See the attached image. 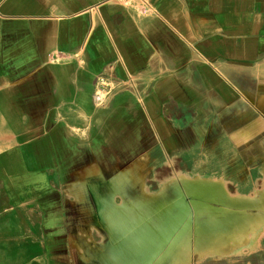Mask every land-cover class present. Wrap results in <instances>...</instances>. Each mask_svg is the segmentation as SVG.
Here are the masks:
<instances>
[{
	"label": "crops",
	"instance_id": "obj_1",
	"mask_svg": "<svg viewBox=\"0 0 264 264\" xmlns=\"http://www.w3.org/2000/svg\"><path fill=\"white\" fill-rule=\"evenodd\" d=\"M182 176L264 192V0H0L1 243L75 227L83 263L122 262L126 219L163 227ZM186 241L150 264H264V230L223 254Z\"/></svg>",
	"mask_w": 264,
	"mask_h": 264
},
{
	"label": "rangeland",
	"instance_id": "obj_2",
	"mask_svg": "<svg viewBox=\"0 0 264 264\" xmlns=\"http://www.w3.org/2000/svg\"><path fill=\"white\" fill-rule=\"evenodd\" d=\"M112 84H113L112 85L113 87H110V88H108L109 83H107L104 86L105 90L103 92V96H105L108 99L113 97L115 95V93L117 92V88L114 87L115 83H112ZM98 95L100 96L99 101H101L103 99V97L101 96V93L98 92L97 96ZM97 99H98V97H97ZM99 107L101 108L103 106H99ZM178 179L183 182V186H184L183 191L185 193L181 190V194L179 196V199L176 202H174L173 204L172 203H170V204L165 203V204H163V206L167 207V205H169L168 207H173L174 209L177 208L178 213L173 214V215L175 217L181 218L182 221L179 223L181 225V230L185 231L184 232L185 237L190 241V243L192 242L195 244V242H197L198 230L201 227H207L208 228V226L210 224L208 220L215 219V222L210 225V227L212 229L211 231L218 229L219 226L224 225L223 223H220V222L221 221L223 222L224 220H222V219H226V218H234V220H233L234 222H235V218H237V219H239V218L245 219L246 218L247 220L250 219V220L257 221L256 225L253 224V222H252L251 225H254V226H250L251 229H249L247 232H250V230L252 232L253 228L255 226H257L258 224H260V222H259L260 216L257 214H251V211L263 210V208H264V200H263L264 199V192L259 191V193H257L256 196L249 197L250 199L247 198V200H246V197H242L243 198V200H242L241 196H237V195L235 196L232 194L228 195V193L226 191H224V190L222 191L223 186H222V188H220L221 192L218 193L220 191V189L211 190V189L207 188V187H213V185H210V186L209 185L207 186L206 184L201 185L198 182H194L193 180L186 178V177H183V176L178 178ZM221 185H225V184L222 183ZM192 195H193V197H192ZM202 195H203V197H202ZM199 197H200V199H199ZM216 197L217 198L219 197L218 198L219 200L216 199ZM255 197H258V199ZM193 198H195V199H193ZM204 198H206V199H204ZM181 199L187 201L188 204H187L186 208L185 207L183 208L179 205V202L181 201ZM237 199H240V200H237ZM251 199H253V200L256 199V200L253 202V200H251ZM192 201H195V202L193 203ZM203 202H205L206 204ZM215 206L217 208L221 207L222 210H220V209L217 210V208L216 209L213 208ZM230 208H237V209H239L245 213H243L244 215L243 214H240V215L238 214L237 216L231 215V214H229V211H228V209H230ZM170 209L172 210V208H170ZM170 209L168 208L167 210H170ZM214 210H216V211H214ZM206 211L211 212L212 213L211 216H209V215H208V217L203 216V213ZM76 213H77V215H75L73 217L74 220L78 216V212H76ZM246 213H248V214H246ZM143 220H144V218H143ZM143 220L141 222H143ZM227 221H228V225H232L234 223L233 221H230L229 219H227ZM262 222H263V220H262ZM262 222L260 225H262ZM1 226L2 225L0 224V227ZM115 226H117V225L115 224ZM128 226H129V224H128ZM129 227L132 229H136V228H133V226H129ZM182 227H183V229H182ZM169 231H171V232H169ZM7 232L9 234V237L4 241V243H1L2 241H0V264H85L81 261V258L79 257V255L71 246L70 236H71V233L72 234L76 233L75 227H73L71 230H65V231H60V232H57V231H31L29 236H26L25 232H24V245L23 246L19 245L20 240L18 239V238H21V236L23 235L22 232L14 230V229L8 230ZM165 232L168 233L166 235L168 236L169 240L172 239L171 237H173L175 240H177V235H176L175 231H173V229L172 230L168 229ZM188 232L190 235H188ZM117 236H118L117 234L114 235L115 241L114 240L113 241L115 243H117L116 242ZM186 238H183L182 241L185 242L187 240ZM93 239L97 243L102 242V237L100 235H98L97 232L94 233ZM125 239H126V241H128V243H130V240H128L127 235H125ZM165 239H167V238L165 237ZM165 239H164V241H165ZM177 241H181V240H177ZM37 242H39V244H41V245H36ZM156 243H157V241H152L153 245H156ZM114 254H116V253H114ZM116 258H117L116 255H114L113 259L111 260L112 262L111 261L107 262V264H125L124 260L122 262H117ZM96 264H104V263L97 261ZM137 264H139V262Z\"/></svg>",
	"mask_w": 264,
	"mask_h": 264
},
{
	"label": "bare ground",
	"instance_id": "obj_3",
	"mask_svg": "<svg viewBox=\"0 0 264 264\" xmlns=\"http://www.w3.org/2000/svg\"><path fill=\"white\" fill-rule=\"evenodd\" d=\"M198 181V180H197ZM195 181V182H197ZM220 183V182H219ZM200 184V182H199ZM205 185V184H204ZM223 186V185H222ZM207 187V186H206ZM226 186L224 185L223 188L220 186H216L215 188H222V191L224 190ZM209 188V187H207ZM210 189V188H209ZM227 192V188L225 190ZM184 192V191H183ZM201 192V191H200ZM221 192V189L218 193ZM185 193V192H184ZM197 193V192H196ZM209 194V193H208ZM231 193H229L228 195H230ZM197 195V194H196ZM219 196V195H218ZM189 197V196H188ZM193 197V195H192ZM197 197V196H196ZM203 197V195H202ZM208 197V196H207ZM206 197V198H207ZM220 197V196H219ZM218 197V198H219ZM224 197V196H223ZM230 197V196H229ZM204 198V199H206ZM216 197V199H218ZM226 198V197H225ZM228 198V197H227ZM239 198V197H238ZM242 198V197H241ZM258 199V197H255ZM195 199V198H193ZM200 199V197H199ZM229 199V198H228ZM250 199V198H249ZM248 199V200H249ZM261 199V198H260ZM219 200V199H218ZM235 200V199H234ZM237 200H240V199H237ZM243 200V198H242ZM247 200V198H246ZM253 200V199H251ZM250 200V201H251ZM256 200V199H255ZM253 200V202L255 201ZM264 200V199H263ZM193 203L195 201H192ZM243 202V201H242ZM262 202V201H261ZM191 203V202H190ZM202 203V202H201ZM205 203V202H203ZM167 204V203H166ZM187 201L186 200H182L179 202V205L181 207H187ZM199 204V203H198ZM206 204V203H205ZM223 204V203H222ZM260 205V204H259ZM169 205H167L168 207ZM166 207V206H165ZM169 208V207H168ZM224 208V207H223ZM163 209V208H162ZM165 209V208H164ZM226 209V208H225ZM171 210V209H170ZM168 210V213L166 214V218L165 220L163 221L164 223V226L161 227L160 229L158 230H154L150 227L149 225V220L148 219H144L143 222H141L140 226H138V229L135 231V233L133 232V229L130 228L128 226L129 224V221L126 219V222L124 223V227H123V233L125 235H127V238L128 240H130V243H128V241H126L127 245H124V247H121L120 248V253L124 256V262L125 264H133L134 262H136V264L139 262V264H150L151 261H152V257H153V253H155L157 251V249L159 248V246L162 245V243H166L169 239H168V236L166 234H168L167 232H165L166 230H172L175 231L176 235H177V240H181L183 238H186L185 237V234H184V230H181V225L179 224L182 220L180 217H175L171 211ZM184 210V209H183ZM205 210V209H204ZM203 210V211H204ZM218 210V209H217ZM222 210V209H220ZM229 210V209H228ZM187 211V210H186ZM216 211V210H214ZM185 212V211H184ZM237 212V211H235ZM240 212V211H239ZM160 213V212H159ZM182 213V212H181ZM180 213V214H181ZM255 213V212H254ZM257 213V212H256ZM247 214V213H246ZM104 215V214H103ZM196 215V214H195ZM238 215V214H237ZM236 215V216H237ZM240 215V214H239ZM244 215V214H243ZM260 216L259 218V222L261 224L262 220H263V216L261 214H257ZM107 216V215H106ZM178 216V215H177ZM165 217V216H164ZM208 217V216H207ZM111 220L113 219V216L111 215ZM108 219V218H106ZM227 219H229L230 221H233L234 218H226V219H222L224 220L223 222L221 221L220 223H223L224 225L222 226H219L218 229H215L213 231H211V227L210 225L212 223L215 222V219L213 220H208L209 221V226L208 228L207 227H201L199 230H198V234H197V246H198V251L200 252V250H202V248L204 249H210L212 247H216L218 248L217 250V253L219 254H223L225 252V249L226 247H224L225 244H228V243H232L233 242H237L239 245L241 244L242 245V242L245 241V243L243 244H247L248 246L252 245L253 243L256 242V240H258L262 234H263V230H261V226L260 224H258L257 226H255L251 232H247L249 229H251L250 226H254V225H251L252 222L253 224L256 225V222L255 220H247L246 218L243 219V218H235V224L231 223L232 225H228V221ZM252 219V218H251ZM114 221V220H112ZM255 221V222H254ZM116 224L117 221H114ZM226 222V223H225ZM251 222V223H250ZM143 223V224H142ZM203 223V222H202ZM200 224V223H199ZM198 224V225H199ZM207 224V225H208ZM206 225V226H207ZM110 226V225H109ZM114 226V225H113ZM224 226V227H223ZM117 227V226H115ZM122 228V227H121ZM133 228H135V226H133ZM112 229V228H111ZM183 229V227H182ZM211 232H210V231ZM112 231V230H111ZM191 231V230H190ZM171 232V231H169ZM179 233V234H178ZM131 234V235H130ZM174 234V233H173ZM121 235V234H119ZM188 235L189 232H188ZM196 235V234H195ZM175 236V235H174ZM113 237V236H112ZM165 237L167 239H165ZM114 238V237H113ZM120 238V237H119ZM173 238V237H171ZM195 238V237H194ZM121 239V238H120ZM165 239V241H164ZM187 239V238H186ZM190 239V238H189ZM115 241V239H113ZM161 240V241H160ZM163 240V241H162ZM188 240V239H187ZM152 241H157V244L156 246L152 245L151 242ZM189 241V240H188ZM113 242V241H111ZM117 242V241H116ZM183 242V241H182ZM195 242V241H194ZM235 242V243H236ZM247 242V243H246ZM179 243V242H178ZM186 243H190V242H187ZM117 244V243H116ZM120 244V243H119ZM134 244V245H133ZM237 244V245H238ZM121 246V245H120ZM178 246V245H177ZM181 246V244L179 245V247ZM191 246V245H190ZM189 246V247H190ZM187 247H188V244H187ZM234 247V246H232ZM116 248V247H115ZM186 247L182 246L179 248V250L174 254V256L172 257L174 261H181V259H183V257L181 258V256H183L184 254L182 252L185 253V251L183 249H185ZM197 248V247H196ZM175 249V248H174ZM173 249V250H174ZM178 249V248H176ZM224 249V251H223ZM115 255L117 256V248L115 249ZM169 250V249H168ZM189 250V249H188ZM176 251V250H175ZM186 251H187V248H186ZM174 252V251H172ZM170 252V254L172 253ZM189 252V251H188ZM187 252V254H188ZM204 252V251H203ZM113 253V252H112ZM169 254V255H170ZM186 254V253H185ZM186 254V255H187ZM193 254V253H192ZM121 255V257H122ZM172 255V254H171ZM191 255V253H190ZM189 255V256H190ZM185 256V255H184ZM168 256L166 255V257L164 258H167ZM170 257V256H169ZM191 257V256H190ZM190 257L188 258V260L190 259ZM107 258V257H106ZM171 258V259H172ZM105 259V258H104ZM117 259V258H116ZM169 258V260H171ZM185 259V258H184ZM164 260V259H163ZM187 260V259H186ZM187 260V261H188ZM118 261V260H117ZM159 261V260H157ZM168 261V260H167ZM112 262V261H111ZM123 262V263H124ZM169 262V261H168ZM182 262V261H181ZM186 262V261H185ZM114 263V262H113ZM162 263H167L166 261L162 262ZM179 263V262H178ZM156 264V263H155ZM182 264V263H181ZM185 264V263H184ZM189 264V263H188Z\"/></svg>",
	"mask_w": 264,
	"mask_h": 264
},
{
	"label": "built area",
	"instance_id": "obj_4",
	"mask_svg": "<svg viewBox=\"0 0 264 264\" xmlns=\"http://www.w3.org/2000/svg\"><path fill=\"white\" fill-rule=\"evenodd\" d=\"M101 84H102V86H105L103 81H101ZM100 93H101V96L103 97V99L101 101H99L100 96L96 95V104H97V106H104L106 97L103 96V91H100ZM97 97H98V99H97Z\"/></svg>",
	"mask_w": 264,
	"mask_h": 264
}]
</instances>
